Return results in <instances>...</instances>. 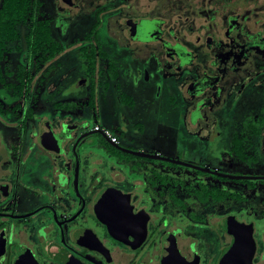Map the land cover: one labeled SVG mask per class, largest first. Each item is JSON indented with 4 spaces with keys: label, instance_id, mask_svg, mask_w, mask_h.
I'll use <instances>...</instances> for the list:
<instances>
[{
    "label": "flooded vegetation",
    "instance_id": "obj_1",
    "mask_svg": "<svg viewBox=\"0 0 264 264\" xmlns=\"http://www.w3.org/2000/svg\"><path fill=\"white\" fill-rule=\"evenodd\" d=\"M110 2L97 8L80 48L91 43L85 35L98 15L103 29V15L114 9ZM200 12L204 17L178 15L174 22L127 14L125 36L113 39L129 54L110 55L100 40L108 55L100 57L94 90L84 71L83 81L70 87L86 101L75 111L55 104L67 90L38 97L31 80L16 97L0 83V264H264V16L208 7ZM21 44L15 63H2L10 70L31 67L23 39ZM105 60L106 72L100 68ZM161 79L193 139L252 173L188 163L248 178L184 165L213 177L185 187L161 179V168L141 166L135 153L141 149L126 136L131 128L141 133V123L125 110L137 107L126 86L154 81L159 97ZM101 90L111 92L110 125L117 130L108 129L111 136L92 120ZM35 96L42 103L34 104ZM46 98L53 103L43 104ZM190 159L196 163L199 156Z\"/></svg>",
    "mask_w": 264,
    "mask_h": 264
},
{
    "label": "rangeland",
    "instance_id": "obj_2",
    "mask_svg": "<svg viewBox=\"0 0 264 264\" xmlns=\"http://www.w3.org/2000/svg\"><path fill=\"white\" fill-rule=\"evenodd\" d=\"M74 1L78 4L76 7L68 6L65 0H43L42 11L45 13V16L51 19L54 34L64 39L65 42L63 50L51 62L45 64L41 70L34 73L32 81V88L38 97H42L44 91L48 94L56 88L67 90V93L62 96L61 104L70 106L73 111H75L76 105L81 103V100L84 103L86 102L77 92L70 91L72 83L77 81L80 84L83 81L82 74L80 73L83 72V62L79 52L80 46L83 44V36L89 26L95 21L96 11L102 5H105L103 3L107 2L109 4L111 0ZM124 2L129 4V6L123 4ZM114 4V9L109 10L107 13L110 16L109 23L106 24L108 22V15H103L102 17L104 24L103 29L100 28L101 32L99 35L110 55H120L119 57H121L123 54L124 58L129 53L126 47L116 43L113 36H125L124 28L127 24V14H135L141 11V15H161L168 17L171 22H174L178 15H181L183 19L188 16L194 19L200 16L204 17L205 12L200 11L208 7V9H225V13L230 9L239 10L243 12L244 16L247 15V17L252 18L264 16V0H114ZM119 7L123 8L124 13H118ZM64 8L68 9V13H64ZM187 8L189 10L197 8L199 11L186 12L185 10ZM175 9L178 12H175ZM69 11H71L70 15ZM61 15L65 16L63 17ZM199 20L202 19L200 18ZM148 29H151V25L148 26ZM150 39L148 36L141 37L142 41H149ZM11 45L12 52L7 57L10 64L15 63L19 57V50L22 48L21 41ZM79 60L82 62L80 69ZM102 66L100 68H103L102 71H105L106 60ZM49 70L51 71L46 75ZM44 75H46V81L40 82V78ZM105 77L110 81L108 75H104L103 78ZM101 79L102 76L100 77ZM161 81L163 82V87L159 93V97H157L158 90L156 91L154 81H152L153 84H143L141 81H138L135 86H132V84L126 86L127 91L134 94L137 104V107L134 109L126 107V113L141 123V133L131 128L126 133L127 138L135 137L136 147L146 153L160 154L165 157L191 162L199 166H209L221 172H233L234 174L252 173L249 168L239 163L233 168L232 165L236 162L234 158L228 157L223 153L220 154L218 153L219 151L214 153L210 147L205 149V144L193 139V133L183 123L182 108L176 107L175 102L169 96L166 81L163 79ZM110 93H108L109 95H105L103 90L99 92L98 106L94 110L97 112V115L92 120L99 123L103 129L117 132L110 125L111 110L108 106ZM38 97L35 96L33 98L32 102L34 104L42 103ZM52 103L53 101L49 98L43 101V104L51 105ZM86 110L88 114H91L90 109ZM93 122L91 126L96 123ZM198 156L199 160L196 163L191 161L192 159L190 158L196 159ZM138 159H141L142 167L163 169L165 173L161 174L160 178L170 184H179L185 187L195 186L198 184L199 179L205 176L213 178L210 174L201 173L194 168L169 161L144 156L138 157ZM224 180L226 184H234L242 187L246 183V181H233L232 179Z\"/></svg>",
    "mask_w": 264,
    "mask_h": 264
},
{
    "label": "trees",
    "instance_id": "obj_3",
    "mask_svg": "<svg viewBox=\"0 0 264 264\" xmlns=\"http://www.w3.org/2000/svg\"><path fill=\"white\" fill-rule=\"evenodd\" d=\"M42 6L43 0H0V83L3 87L12 90L16 97H21L27 92L34 73L41 70L63 50L62 43L54 35L52 21L45 16ZM97 18L98 20L85 35V41L91 43L79 49L83 71L89 79L92 78L93 90L100 57L106 58L108 55L100 42L99 15ZM21 39L25 41L27 61L31 69H27L26 63H22L16 70H10L9 65L2 64L7 58V47L11 42H20ZM29 70L33 72L32 76L29 75ZM46 75L40 78V82L46 81ZM8 76H13V80L9 81ZM90 97L93 100V92ZM124 102L131 103L128 98H124ZM55 104L60 105L61 101H56Z\"/></svg>",
    "mask_w": 264,
    "mask_h": 264
},
{
    "label": "water",
    "instance_id": "obj_4",
    "mask_svg": "<svg viewBox=\"0 0 264 264\" xmlns=\"http://www.w3.org/2000/svg\"><path fill=\"white\" fill-rule=\"evenodd\" d=\"M65 1H67L69 3L72 2V0H65ZM135 33H136V31L133 34H135ZM135 153L139 154L141 156H145V157H150V158H154V159L170 161V162L177 163V164H182V165L196 167L198 169H201V170H204V171H207V172H211V173L217 174V175L230 176V177H233V178H248V177H245V176H234V175L232 176V175H229V174L219 173L217 171L210 170L209 168L199 167V166L193 165V164L188 163V162L183 161V160L173 159V158L161 156V155H158V154H150V153H146V152H143V151L135 152Z\"/></svg>",
    "mask_w": 264,
    "mask_h": 264
},
{
    "label": "built area",
    "instance_id": "obj_5",
    "mask_svg": "<svg viewBox=\"0 0 264 264\" xmlns=\"http://www.w3.org/2000/svg\"><path fill=\"white\" fill-rule=\"evenodd\" d=\"M105 133L109 136H111V132L108 129H105ZM112 139L115 140V137L112 136Z\"/></svg>",
    "mask_w": 264,
    "mask_h": 264
}]
</instances>
